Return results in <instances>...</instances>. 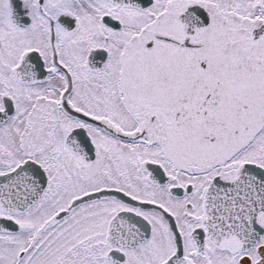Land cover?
I'll use <instances>...</instances> for the list:
<instances>
[{
	"label": "snow or ice",
	"instance_id": "obj_1",
	"mask_svg": "<svg viewBox=\"0 0 264 264\" xmlns=\"http://www.w3.org/2000/svg\"><path fill=\"white\" fill-rule=\"evenodd\" d=\"M0 264H264V0H0Z\"/></svg>",
	"mask_w": 264,
	"mask_h": 264
}]
</instances>
